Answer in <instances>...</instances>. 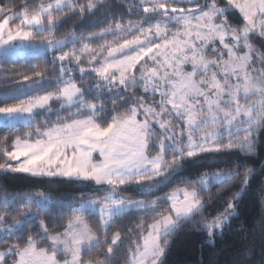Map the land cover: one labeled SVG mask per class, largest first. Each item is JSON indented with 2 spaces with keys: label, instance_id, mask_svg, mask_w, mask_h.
<instances>
[{
  "label": "trees",
  "instance_id": "16d2710c",
  "mask_svg": "<svg viewBox=\"0 0 264 264\" xmlns=\"http://www.w3.org/2000/svg\"><path fill=\"white\" fill-rule=\"evenodd\" d=\"M49 1L0 0V22L11 12L30 13ZM214 7L224 10L228 30L242 32V16L231 9L226 0H71L70 6L48 15L50 21L45 18L41 22L47 32L37 37L40 40L73 38L74 42L52 53L0 56V109L22 106L37 94L58 95L68 84L80 92L79 102L74 107L65 109L51 102L33 115L31 126H0V222L10 227L25 219L15 232L0 240V250L8 247L23 250L33 242L37 249L49 252V244L43 236L62 234L67 225L80 216L96 238L94 244L80 252V264H121V259L139 245L140 236L148 226L170 213L168 202L162 196L185 188L196 191L201 208L177 221L175 229L161 239L165 249L159 264H264V84L249 92L252 94H245L252 97L245 100L246 107L258 100L256 93H263V103L257 111L253 108L251 120L241 117L235 131L229 137H220L214 144L215 151L176 158L174 152L166 149L162 153L164 166L158 176L142 175L112 188L81 180L34 177L10 169L14 163L8 156L16 140L39 142L46 132L86 118L105 130L114 121L128 117L133 109L157 107V95L147 92L145 85L130 81L107 84L89 69L96 54L106 53L132 35L120 36L114 41L118 33L115 30L147 26L173 12ZM243 34L256 71L264 80V35L247 31ZM81 46H86L88 53L80 54ZM138 71L139 67H135L134 72ZM235 104L243 103L226 102L224 108L228 111L222 113L216 123L228 116ZM259 113L261 119L254 121ZM155 133L160 140L159 133ZM155 137H147L149 157L158 154L154 146L157 143L152 141ZM216 173L230 176L216 183L209 182L206 188L199 185L200 177ZM107 194L125 200H154L155 204L113 216L104 230L97 215L74 211L79 203L93 199L102 201ZM36 195L47 198L49 205L39 206ZM230 204L233 215L208 242L204 224ZM115 235L118 242L112 245Z\"/></svg>",
  "mask_w": 264,
  "mask_h": 264
},
{
  "label": "rangeland",
  "instance_id": "374dc122",
  "mask_svg": "<svg viewBox=\"0 0 264 264\" xmlns=\"http://www.w3.org/2000/svg\"><path fill=\"white\" fill-rule=\"evenodd\" d=\"M226 1L242 16L241 33L228 30V17L217 7L173 12L147 26L115 30L118 33L114 41L120 36L132 35L106 53L96 54L89 69L107 84L130 81L145 85L147 92L157 95V107L133 109L128 117L114 121L105 130L86 118L46 132L39 142L16 140L8 156L14 163L10 169L34 177L81 180L115 188L142 175L158 176L164 166L162 153L166 149L174 152L176 158L215 151L214 144L222 136L229 137L237 128L236 124H240L241 117L252 119L251 111L254 107L257 111L263 103L261 95L264 92L263 88L261 93H256L257 101L244 106L245 100L252 98L245 94L264 84L243 34L247 31L264 35V0ZM70 5L71 0H50L30 13L7 14L0 22V56L52 53L74 42L73 38L40 40L37 37L47 32L41 22L48 15ZM46 21H50V17ZM79 53H88L87 47L81 46ZM135 67H139V73L134 72ZM78 94L79 90L68 84L58 95H34L22 106L0 109V126H31L33 115L51 102L70 109L79 102ZM231 101L243 104H235L232 112L216 123L222 113L228 111L225 103ZM261 117L259 113L254 121ZM148 136H156L152 139L158 150L154 157L146 152ZM229 176V173L204 175L199 178V185L206 188L209 182L216 183ZM34 198L41 207L49 205V200L42 195ZM162 199L168 202L170 213L148 226L140 236L139 245L121 259V264H159L165 249L161 239L175 229L177 221L201 208L195 190L180 188ZM99 200L81 202L74 211L97 215L103 230L113 216L155 204L154 200H125L113 194ZM232 215L230 204L204 224L208 242ZM23 221L25 219L10 227L0 222V240L15 232ZM43 239L49 244V252L37 249L33 242L23 250L8 247L0 250V264H80V252L96 241L80 216L69 223L62 234L44 235ZM117 242L118 235H115L111 243Z\"/></svg>",
  "mask_w": 264,
  "mask_h": 264
}]
</instances>
